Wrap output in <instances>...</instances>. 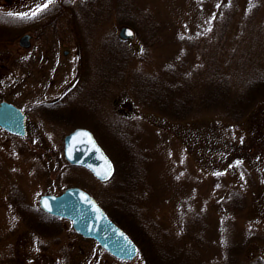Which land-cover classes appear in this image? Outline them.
I'll return each mask as SVG.
<instances>
[{
    "label": "rangeland",
    "instance_id": "1",
    "mask_svg": "<svg viewBox=\"0 0 264 264\" xmlns=\"http://www.w3.org/2000/svg\"><path fill=\"white\" fill-rule=\"evenodd\" d=\"M85 1L0 0V102L23 111L27 130L16 137L0 128V264H145L138 254L117 260L39 208L41 195L68 187L99 204L113 197L114 188L65 161L63 138L77 127L106 154L112 148L118 164L144 163L134 205L194 250V264H225L229 248L239 259L246 248L264 256V102L236 122L219 109L177 121L137 102L128 81L136 70L161 76L168 65L199 62L190 75L197 96L210 58L228 54L233 68L248 57L264 75V0ZM127 5L131 25L117 11ZM122 26L133 39L118 37ZM24 34L27 49L18 44ZM246 76L232 80L234 95ZM120 119L135 143L125 155L110 136Z\"/></svg>",
    "mask_w": 264,
    "mask_h": 264
},
{
    "label": "trees",
    "instance_id": "2",
    "mask_svg": "<svg viewBox=\"0 0 264 264\" xmlns=\"http://www.w3.org/2000/svg\"><path fill=\"white\" fill-rule=\"evenodd\" d=\"M86 1L87 4L92 6L99 0ZM127 7L117 9V11L122 12L119 15L120 20L124 21L125 25H131V8L128 5ZM67 13L68 11L62 12L61 16H65ZM100 14L97 13L96 16ZM71 15L72 20H75L77 15L72 13ZM225 29L226 23L224 25ZM225 56L222 58V63L219 62L216 55L210 58L207 66L208 86L203 91L200 90L197 96L194 87L190 84V75L198 72V61V63L186 69L184 68L185 62L182 61L179 62L178 67L168 65L162 69L161 76L157 74L148 75L136 70L128 80L130 91L140 104L149 109H155L177 121L188 120V117L204 110L218 109L227 120L239 121L247 116L256 104L264 102V75L261 71L253 68L254 62L248 57H245L248 60L247 64L244 63L237 68H233L231 66L233 56L231 54ZM118 64L115 65V68ZM247 70L249 71L247 72ZM239 72H245L247 76L242 81L244 89L234 95L232 80ZM46 112H48V115H54V113L47 110ZM127 123L128 121L120 119L110 129L112 132L110 136L113 137L114 135L112 141L117 148L116 150L124 155L125 153H131L133 144L135 145L130 137L132 130L128 131L122 127L123 124ZM111 149L110 151L107 150V154L112 161L114 159L115 174L110 181L103 183V186L109 185L115 191L112 198L103 195L106 199L100 204L108 217L137 245L138 255L145 264H194L195 254H192L194 250L187 249L185 245H176L169 233H165V230L157 226L147 213L136 209L137 207L134 205L138 200V195L134 190L135 188L138 190L139 184L143 181L144 163L136 158L131 163L118 164L119 162L115 160ZM46 216L51 221L54 219L49 214H46ZM196 219L200 220V217L192 216L191 222ZM235 249L238 252L241 247L235 246ZM232 250V248L224 250L223 259L225 258V264H264V256L251 257L247 248L245 250L248 254L240 259L238 258L239 253H235L238 254L235 257L232 255Z\"/></svg>",
    "mask_w": 264,
    "mask_h": 264
},
{
    "label": "water",
    "instance_id": "3",
    "mask_svg": "<svg viewBox=\"0 0 264 264\" xmlns=\"http://www.w3.org/2000/svg\"><path fill=\"white\" fill-rule=\"evenodd\" d=\"M134 36V31L127 26L119 29L118 37L122 40H131ZM30 38L29 34L22 35L19 46L27 49ZM0 128L13 136H25V114L12 103L1 101ZM63 156L69 165L89 170L100 182L109 181L115 173L111 158L93 133L84 127H77L64 136ZM38 205L44 213L71 221L77 234L95 240L113 257L131 261L137 256V245L108 217L95 198L80 187H68L60 194L41 195Z\"/></svg>",
    "mask_w": 264,
    "mask_h": 264
},
{
    "label": "flooded vegetation",
    "instance_id": "4",
    "mask_svg": "<svg viewBox=\"0 0 264 264\" xmlns=\"http://www.w3.org/2000/svg\"><path fill=\"white\" fill-rule=\"evenodd\" d=\"M17 137V136H16ZM112 256V255H111ZM115 258V257H114ZM117 259V258H116ZM117 260H120V259H117ZM121 261H127V260H121Z\"/></svg>",
    "mask_w": 264,
    "mask_h": 264
},
{
    "label": "snow or ice",
    "instance_id": "5",
    "mask_svg": "<svg viewBox=\"0 0 264 264\" xmlns=\"http://www.w3.org/2000/svg\"><path fill=\"white\" fill-rule=\"evenodd\" d=\"M36 13H33V15H35ZM129 35H131V33H129ZM106 178V177H105Z\"/></svg>",
    "mask_w": 264,
    "mask_h": 264
}]
</instances>
